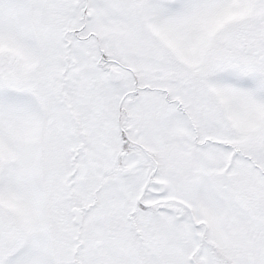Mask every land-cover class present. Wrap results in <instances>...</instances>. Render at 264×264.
Wrapping results in <instances>:
<instances>
[{"label":"snow or ice","instance_id":"6c2138e0","mask_svg":"<svg viewBox=\"0 0 264 264\" xmlns=\"http://www.w3.org/2000/svg\"><path fill=\"white\" fill-rule=\"evenodd\" d=\"M0 264H264V0H0Z\"/></svg>","mask_w":264,"mask_h":264}]
</instances>
